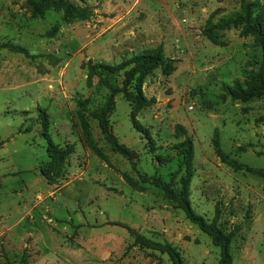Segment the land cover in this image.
Segmentation results:
<instances>
[{"label": "rangeland", "instance_id": "obj_1", "mask_svg": "<svg viewBox=\"0 0 264 264\" xmlns=\"http://www.w3.org/2000/svg\"><path fill=\"white\" fill-rule=\"evenodd\" d=\"M65 1L94 14L68 23L54 8L0 0V264H20L24 255L25 264H173L117 222L171 243L185 264H219L211 237L144 182H168L179 169L185 137L178 125L194 143L192 208L209 222L219 210L233 235V264H264V101L227 95L254 70L261 49L241 27L219 30L222 45L204 34L240 13L243 0ZM161 45L177 68L146 78L143 93L156 102L133 113L120 94L110 116L114 134L137 154L132 163L93 117L109 91L98 78L89 84L88 65L115 66ZM216 131L239 166L217 156ZM49 140L74 149L54 182L42 170Z\"/></svg>", "mask_w": 264, "mask_h": 264}, {"label": "trees", "instance_id": "obj_2", "mask_svg": "<svg viewBox=\"0 0 264 264\" xmlns=\"http://www.w3.org/2000/svg\"><path fill=\"white\" fill-rule=\"evenodd\" d=\"M30 1L33 2L32 4L35 5L38 12L52 8L62 11L64 20L68 23L89 20L94 14L90 8H81L65 0ZM232 27H241L243 35L254 38L256 45L261 49V58L256 61L254 70L247 75L245 81L236 80L232 86L227 87V95L234 101L247 102L254 98H262L264 101V4L258 0L248 3L243 0V9L240 13L222 18L215 25H209L204 34L214 44L222 45L223 41L218 31ZM3 47L24 54L27 57H32L28 50L23 47L10 44L3 45ZM175 63V60L166 57L163 45L136 55L115 66L106 63H94L93 60L89 61V84L92 85L95 78H98L100 84L109 91L105 103L93 112V117L98 121L99 128L112 149L132 163L135 162L137 154L119 141L110 124V116L116 109V98L120 94L124 95L126 100L132 104L133 113L153 105L156 102L155 99L149 100L143 93L146 78L153 75L157 69H161L162 74L165 76L172 75L177 68ZM176 132L178 135L185 137V141L181 145L183 159L179 169L171 174V179L168 182L157 177H144V182L160 188L167 198L171 199L184 211L186 218L192 224L198 226L203 233L211 237L213 244L221 249L219 264H233L231 251L233 235L227 233L221 227L219 210L217 209L213 221L209 222L192 208L190 196L193 178L194 143L183 126H176ZM213 145L217 156L223 162L231 166H239L238 162L223 150L218 131L215 132ZM73 152L72 146L62 148L49 140L47 148L49 161L42 169L43 175L53 182L63 177L66 161ZM113 224L126 229L134 237L135 243L141 247L168 255L173 264H185L181 252L171 243H161L149 239L136 229L121 222ZM26 261V255H24L20 264H25Z\"/></svg>", "mask_w": 264, "mask_h": 264}]
</instances>
